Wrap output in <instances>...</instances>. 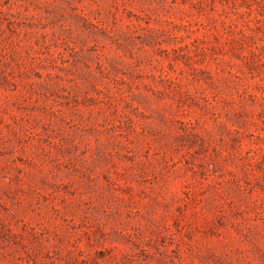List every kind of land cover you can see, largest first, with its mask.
<instances>
[{"label":"rangeland","instance_id":"rangeland-1","mask_svg":"<svg viewBox=\"0 0 264 264\" xmlns=\"http://www.w3.org/2000/svg\"><path fill=\"white\" fill-rule=\"evenodd\" d=\"M258 1L0 0V264H264Z\"/></svg>","mask_w":264,"mask_h":264},{"label":"trees","instance_id":"trees-1","mask_svg":"<svg viewBox=\"0 0 264 264\" xmlns=\"http://www.w3.org/2000/svg\"><path fill=\"white\" fill-rule=\"evenodd\" d=\"M256 2H257V4L259 3V1L258 0H256ZM257 19V18H256ZM186 31H191V32H193V30L192 29H186Z\"/></svg>","mask_w":264,"mask_h":264}]
</instances>
